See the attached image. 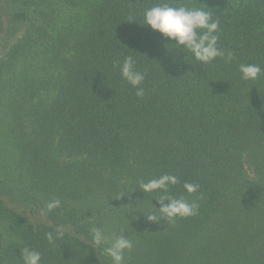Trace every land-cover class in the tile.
<instances>
[{
  "label": "trees",
  "instance_id": "1",
  "mask_svg": "<svg viewBox=\"0 0 264 264\" xmlns=\"http://www.w3.org/2000/svg\"><path fill=\"white\" fill-rule=\"evenodd\" d=\"M154 2L0 0L2 264H22L26 246L42 264H111L93 226L133 241L125 264H264V74L238 71L264 68V0H179L220 19L234 58L206 65L137 23ZM127 55L147 72L143 98L114 66ZM166 173L197 215L141 214L156 194L139 181Z\"/></svg>",
  "mask_w": 264,
  "mask_h": 264
},
{
  "label": "clouds",
  "instance_id": "2",
  "mask_svg": "<svg viewBox=\"0 0 264 264\" xmlns=\"http://www.w3.org/2000/svg\"><path fill=\"white\" fill-rule=\"evenodd\" d=\"M201 5L206 4L193 5L179 2V0H155L150 7L144 9L141 22H137L135 18H130L129 22L134 21L140 26H150L152 31L159 33L164 38V47L167 53L182 52L186 54L185 63L189 57L201 65L210 64L217 58L231 63L234 53L226 51L220 44V19L214 17L209 10L212 7ZM177 62L178 58H174L173 63ZM114 66L119 69L122 78L136 90V96L143 98L145 96L143 84L147 72L146 70L141 71L137 67L136 58L133 55H127L123 60L116 62ZM238 71L243 82L256 81L264 74V68L257 63H240ZM179 182L176 175L169 173L147 181L143 179L139 181L138 191L147 194L148 197L156 194V198L152 199L154 210L141 213L148 221L159 223L161 220H166L172 222L178 217L186 218L198 214V202L189 203L183 197L177 198L169 194L170 186H175ZM183 187L188 194H193L199 189V185L188 182H185ZM153 200L159 203V207L153 204ZM60 206L59 199H52L45 208L41 209L40 214L47 215ZM46 235L49 243H52L54 241L53 233L48 232ZM62 235V232L57 233L58 237ZM90 236L92 245L100 247L102 254L110 258L111 264H125V253L134 247L133 241L128 236L119 233L109 235L97 226L90 229ZM20 251L22 264H42V254L34 246H26Z\"/></svg>",
  "mask_w": 264,
  "mask_h": 264
}]
</instances>
